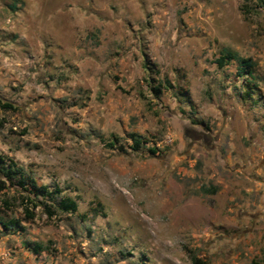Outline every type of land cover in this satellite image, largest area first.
Listing matches in <instances>:
<instances>
[{
    "label": "rangeland",
    "instance_id": "rangeland-1",
    "mask_svg": "<svg viewBox=\"0 0 264 264\" xmlns=\"http://www.w3.org/2000/svg\"><path fill=\"white\" fill-rule=\"evenodd\" d=\"M0 156L60 190H0V264H264V9L0 0Z\"/></svg>",
    "mask_w": 264,
    "mask_h": 264
},
{
    "label": "trees",
    "instance_id": "trees-1",
    "mask_svg": "<svg viewBox=\"0 0 264 264\" xmlns=\"http://www.w3.org/2000/svg\"><path fill=\"white\" fill-rule=\"evenodd\" d=\"M260 6L264 9V0H258ZM234 59L238 62L239 66H243L244 70L242 71L246 73H251L252 69V63L250 60L240 58L237 54L232 53L230 51H226L222 56L217 58L215 62L219 67H222L225 65V63L229 60ZM161 84L157 83L155 86H151L152 92L155 98H158L161 94ZM1 107L8 110H13V106L9 103H3L1 104ZM139 145V139H133V147H138ZM152 152L154 150H151ZM0 190H3L6 188V186L14 187L15 189H19L20 192L27 193L25 196L20 197L19 201V207H21L23 217L25 220H31L35 216V208L42 204L43 210L47 214V216H52L54 214L52 208L54 205L52 204L54 196L60 192L59 189L54 188L53 190H49L46 185H35L34 182L32 183V189H28V180L27 178L22 174L18 166L15 164L14 161L9 160L6 162V160L0 156ZM32 195V197L30 196ZM41 195L45 198H47V203L38 202V196ZM3 204L7 209L12 205V203L9 200H4ZM58 207L64 211L69 213H75L77 209V204L71 200V199H61L58 203ZM0 225L4 227L5 229L9 227H18L19 222L18 220L11 218L8 221H0ZM35 253H37L38 248L33 249ZM193 264H198L197 260L193 258Z\"/></svg>",
    "mask_w": 264,
    "mask_h": 264
}]
</instances>
